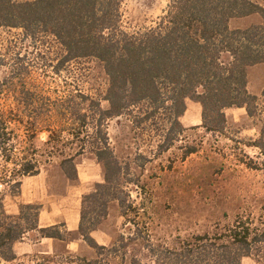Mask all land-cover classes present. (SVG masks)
I'll use <instances>...</instances> for the list:
<instances>
[{
	"label": "trees",
	"instance_id": "16d2710c",
	"mask_svg": "<svg viewBox=\"0 0 264 264\" xmlns=\"http://www.w3.org/2000/svg\"><path fill=\"white\" fill-rule=\"evenodd\" d=\"M252 15L260 24L229 28L230 21ZM123 20V0H0V29L17 33L0 82V186L17 197L23 178L55 160L75 181V159L90 152L104 177L82 198L78 235L98 257L106 249L91 233L108 205L117 202L124 219L132 211L122 186L129 169L113 154L109 121L126 117L140 131L158 126L160 155L184 132L180 118L190 100L201 107L200 128L222 135L226 110L242 108L253 117L258 98L247 91V70L264 64V5L252 0H167L148 26L129 30ZM92 61L103 70V92L85 87ZM253 147L264 155V131ZM3 190L0 264L16 263L14 245L32 233L66 240L63 225L38 227V205H20L16 216L6 215ZM144 247L147 261L130 264H242L245 258L264 264V222L236 217L211 234L156 246L146 238Z\"/></svg>",
	"mask_w": 264,
	"mask_h": 264
},
{
	"label": "rangeland",
	"instance_id": "374dc122",
	"mask_svg": "<svg viewBox=\"0 0 264 264\" xmlns=\"http://www.w3.org/2000/svg\"><path fill=\"white\" fill-rule=\"evenodd\" d=\"M166 1L123 0L124 27L132 30L150 25L161 16ZM252 1L264 5V0ZM260 22L258 15H252L230 21L229 28L246 29ZM16 34L0 29V82L9 70L6 62L16 51ZM87 67L89 78L85 87L93 92H103L105 76L101 66L92 61ZM262 70L260 67L251 69L249 77L262 78ZM251 83L255 85V81ZM101 107L107 109V103L101 102ZM227 114L233 121L226 120L222 135L207 134L202 128L184 129L180 139L160 155L157 154L158 126H145L140 131L126 117L109 121L108 137L113 154L129 169V175L124 177L128 183H122L128 195L127 202L132 206L127 220L122 217L117 202L108 205L107 216L100 221L94 235L95 242L106 249L101 257L76 233L67 234L54 253L38 251L17 257L14 264H85L93 261H97L96 264H130L132 259L146 262V238L155 246L171 244L176 238L211 234L216 227L232 225L236 217L264 222V155L253 147L260 132L264 131V99L258 98L252 118L239 111ZM45 138L42 134L39 141L43 142ZM190 150L195 153L184 158ZM74 162L77 174L85 182L103 183V169L90 152H85ZM41 173L46 175L48 193L58 201L59 209L67 204L66 213L70 215L72 207L81 208L82 198L88 194L80 197L76 191L68 195V182L71 185L75 182L64 177L58 160L44 166ZM93 191L94 187L90 193ZM3 192L4 198L9 196L7 191ZM38 238V234L32 233L26 236L25 243H35ZM79 243L83 248L77 249ZM262 251L264 253L263 248ZM242 264L258 263L253 258H245Z\"/></svg>",
	"mask_w": 264,
	"mask_h": 264
},
{
	"label": "crops",
	"instance_id": "0c3cea01",
	"mask_svg": "<svg viewBox=\"0 0 264 264\" xmlns=\"http://www.w3.org/2000/svg\"><path fill=\"white\" fill-rule=\"evenodd\" d=\"M260 67L263 70L264 75V64H259L248 68L247 70V91L250 95H253L257 98L261 97L262 91L264 89V76L260 79H254L249 77V71L253 68ZM259 69V68H258ZM255 81V85L251 82ZM253 85V86H252ZM230 111V112H228ZM235 111L242 112L246 115V111L244 109H228L225 111L226 120L228 122H232V116H228L227 113H235ZM232 115V114H231ZM180 124L184 129H192L201 127V107L199 104L194 103L190 100L186 101V110L182 117L180 118ZM85 182L81 178L79 174H77V179L75 184H70V192L68 195L78 192L79 196H83L85 194H89L91 192V188L100 182ZM67 201V200H66ZM54 202V203H52ZM67 203V202H66ZM3 209L6 215L8 216H16L18 214V208L20 205H38L40 206V212L38 215V227L40 229L51 228L54 226H62L66 230L68 234H78V224L80 219V209H73L70 211V215H67V204L63 206V209H59L58 201L53 200L52 196L48 193V180L46 175L40 173L36 176L25 177L22 179L20 192L17 197L5 196L3 202ZM96 231L91 233V237L94 239V235ZM83 242V241H82ZM62 243L61 241L54 239H40L38 238L35 243L26 244L25 239L14 245V253L16 257H22L29 255L31 253H36L38 251H42L45 254L54 253V249L56 246ZM84 243V242H83ZM85 244V243H84ZM46 245V249H44ZM50 247V249H49ZM83 248L82 244L79 243L77 245V249ZM73 251V248H70ZM77 251V250H76Z\"/></svg>",
	"mask_w": 264,
	"mask_h": 264
}]
</instances>
